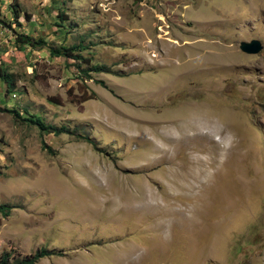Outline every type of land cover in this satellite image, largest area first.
I'll use <instances>...</instances> for the list:
<instances>
[{"label": "rangeland", "instance_id": "obj_1", "mask_svg": "<svg viewBox=\"0 0 264 264\" xmlns=\"http://www.w3.org/2000/svg\"><path fill=\"white\" fill-rule=\"evenodd\" d=\"M0 69V258L264 264V0H0Z\"/></svg>", "mask_w": 264, "mask_h": 264}, {"label": "trees", "instance_id": "obj_2", "mask_svg": "<svg viewBox=\"0 0 264 264\" xmlns=\"http://www.w3.org/2000/svg\"><path fill=\"white\" fill-rule=\"evenodd\" d=\"M16 7H17L16 3H14L10 7L11 12L14 15L15 24H17L16 20H18V18H19L18 17L19 13H18ZM58 17L60 18L61 23L68 19L64 13V10L58 11ZM3 24H5V23L3 22ZM18 26H19V24H18ZM16 42L18 45L23 46V47H20L21 50H27V51L41 50L47 44L44 39L34 40L32 37L25 35V32L17 35ZM84 49H86V48L80 44L77 46H74V45L71 47L63 46V47H59V49H50V57H64L66 59H70V60L73 59L76 61H86L88 63L89 61L81 55V52ZM90 70L94 71L95 73L111 74V70L109 68H106V67L100 66V65H96V64L92 65L90 67ZM84 74L86 75L87 73L84 72ZM0 80L5 82L7 92L11 93L12 89L14 87V81H13L11 74H9L6 69H0ZM99 84L103 85L102 82H99ZM95 96L96 95L93 92H90L88 95H84V97H82L80 102L89 101L91 99H94ZM51 102H53V101H51ZM4 111L9 113L10 115H12L13 119L16 121H19V122L26 124V125H29V126L36 127L37 129H39L41 135L52 134L54 136H58L61 133H68L69 132L67 130V128H65V127H60L57 129L51 125L45 124L42 121V119L36 115L35 116L27 115V117H24L18 111L14 110V109H12V110L4 109ZM79 136H76L77 140L84 141L86 143H89L93 148H97L96 143L94 141L90 140L87 136H82V135H79ZM42 146L44 149L48 150L50 153L52 152L51 149L49 147H47V145L45 143H43ZM7 209H8L7 206H0V214L5 215L6 212H8ZM54 254L55 253L48 251L45 248H42V249L37 250L30 257L24 258L22 260L14 261L12 264H37L41 259L53 256ZM56 255L62 256L61 253H56ZM9 258H10V255L8 253H3L1 258H0V264H10Z\"/></svg>", "mask_w": 264, "mask_h": 264}, {"label": "water", "instance_id": "obj_3", "mask_svg": "<svg viewBox=\"0 0 264 264\" xmlns=\"http://www.w3.org/2000/svg\"><path fill=\"white\" fill-rule=\"evenodd\" d=\"M239 49L241 52L247 54V55H253L257 54L259 51L262 50V46L259 41L252 40L250 42H241Z\"/></svg>", "mask_w": 264, "mask_h": 264}]
</instances>
